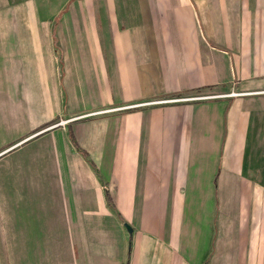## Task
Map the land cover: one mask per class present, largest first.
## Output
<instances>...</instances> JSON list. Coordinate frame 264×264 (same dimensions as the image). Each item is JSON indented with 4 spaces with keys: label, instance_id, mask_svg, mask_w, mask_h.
I'll return each instance as SVG.
<instances>
[{
    "label": "crops",
    "instance_id": "1",
    "mask_svg": "<svg viewBox=\"0 0 264 264\" xmlns=\"http://www.w3.org/2000/svg\"><path fill=\"white\" fill-rule=\"evenodd\" d=\"M0 264H264V0H0Z\"/></svg>",
    "mask_w": 264,
    "mask_h": 264
},
{
    "label": "built area",
    "instance_id": "2",
    "mask_svg": "<svg viewBox=\"0 0 264 264\" xmlns=\"http://www.w3.org/2000/svg\"><path fill=\"white\" fill-rule=\"evenodd\" d=\"M210 95L204 94V95H196V96H191L193 98H205V97H209ZM163 99H157V100H150L149 102H161ZM146 103V102H143ZM130 105H121V106H117V107H113V108H106V109H99V110H95L92 111L91 113H97V112H107V111H112L115 109H121V108H125V107H129Z\"/></svg>",
    "mask_w": 264,
    "mask_h": 264
},
{
    "label": "water",
    "instance_id": "3",
    "mask_svg": "<svg viewBox=\"0 0 264 264\" xmlns=\"http://www.w3.org/2000/svg\"><path fill=\"white\" fill-rule=\"evenodd\" d=\"M124 226L129 231V226L127 224H124Z\"/></svg>",
    "mask_w": 264,
    "mask_h": 264
}]
</instances>
